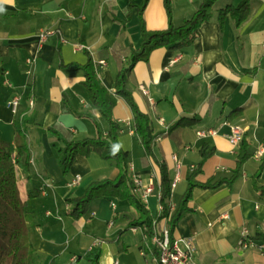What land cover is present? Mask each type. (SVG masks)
I'll list each match as a JSON object with an SVG mask.
<instances>
[{
  "label": "crops",
  "instance_id": "0c3cea01",
  "mask_svg": "<svg viewBox=\"0 0 264 264\" xmlns=\"http://www.w3.org/2000/svg\"><path fill=\"white\" fill-rule=\"evenodd\" d=\"M143 1L13 0L0 12V140L10 143L17 154L14 120L26 121L31 170L21 172L19 186L25 199L31 195L27 206L35 215L30 229L35 264L71 263L75 256L80 260L76 250L81 248H87L88 257L96 240L100 241L94 248L101 249V264L115 260L140 264L126 259L123 250L135 248L142 254L153 247L144 240L143 228L136 232L131 228L140 214L128 200L103 198L87 216L75 220L69 215L70 197L83 196L94 181L114 179L119 170L115 161L93 152L78 155L65 175L48 130L63 126L75 140L96 138L99 130L107 133L108 124L82 83L83 72L66 71L61 63L85 64L92 57L99 63L103 84L115 92L119 66L114 52L120 46L141 47L138 6ZM202 1L172 0L173 24L181 26ZM241 1L218 0L213 17L201 25L199 38L192 44L157 48L148 61L135 64L130 86L139 109L152 118L158 136L152 144L155 157L145 154L127 100L119 96L114 109L122 126L119 141L130 155L131 181L140 176L148 183L154 177L160 184L158 158L167 165L172 182L177 156L180 181L172 190L171 217L188 188V173L201 159V150L212 151V155L197 182L212 176L229 177L246 136L252 155L232 188L225 184L215 189L196 186L191 211L174 229L173 236L181 245L194 244L195 264H264L257 249L239 246L244 228L250 236L264 240V196L251 182L264 158V0H251L250 15L240 26L232 16H227L223 28L218 20L222 8ZM131 2L135 6L129 8ZM143 18L149 30L167 28L165 0H149ZM41 30L54 33L41 41ZM78 44L89 48L79 49ZM102 60L105 65L100 64ZM15 97L20 99L17 113L11 105ZM182 117L192 119V124L174 136L160 135ZM235 128L243 134L237 144L230 141ZM76 175L81 179L73 184ZM260 182L264 184V171ZM158 203L155 191L147 204L151 214H158Z\"/></svg>",
  "mask_w": 264,
  "mask_h": 264
},
{
  "label": "trees",
  "instance_id": "16d2710c",
  "mask_svg": "<svg viewBox=\"0 0 264 264\" xmlns=\"http://www.w3.org/2000/svg\"><path fill=\"white\" fill-rule=\"evenodd\" d=\"M149 0H144L138 6L141 19V32L143 42L140 48L117 47L114 52L119 66L115 92H111L102 82L99 75V63L89 57L85 64L61 63L66 71L80 70L84 74L83 85L86 87L91 102L98 109L100 116L107 122L108 130L105 134L101 130L96 138H85L75 140L73 133L60 125L48 127L51 133V141L56 146L59 165L65 175H68L73 163L78 155L89 156L97 153L102 159L113 160L118 167V175L114 179H104L90 183L83 196H72L68 199L71 204L69 215L75 220L87 216L91 213L95 202L103 199L128 200L136 208L140 217L131 222L132 227L146 229L149 242L153 241L155 234L154 222L157 221L159 228L162 219L171 213V176L165 162L156 158L161 171L160 203L163 212L159 215L151 214L147 204L143 202L140 195L134 192L129 173V151L125 150L120 141L119 134L122 129L121 124L114 117V109L118 102V97H124L130 104L133 111V121L136 133L140 136L145 148L146 156L155 157L153 142L158 137L155 132L152 118L148 113L139 109L132 95L130 86V76L135 64L140 60L148 61L153 50L160 47L170 49L182 48L192 44L200 35V27L213 17V8L218 0H203L200 7L192 16L186 18L181 26H175L172 22L173 6L172 0H165L169 25L165 29L149 30L144 23L143 13ZM134 2L129 4V8L134 7ZM251 0H242L238 5H228L222 8L218 14L221 28L224 26L227 16L234 17L236 25L240 26L250 15ZM115 19L116 16L113 14ZM15 138L14 145L18 150L17 154L12 151L11 144L0 140V264H35V247L30 239V229L35 225L34 212L28 208L29 195L25 199L19 186V176L21 172L28 174L31 170V151L27 138L26 121L23 119L14 120ZM192 124V119L180 118L172 127L160 135L174 136L175 132L181 133L182 129ZM201 159L188 173V188L184 193L178 208L172 214L168 227L171 236L179 221L191 211L189 203L193 189L196 186L215 189L221 185H228L232 188L236 180L241 176L244 163L251 157L249 142L243 136L239 153L236 158V167L231 170L229 177H210L206 182H197V177L203 170L205 161L212 155V151L201 150ZM264 171V158L253 175V188L264 196V184L260 182ZM153 246V245H152ZM153 254L158 255V248L154 245L151 249ZM101 249L90 250L88 259L93 264H101ZM73 264H80L77 259Z\"/></svg>",
  "mask_w": 264,
  "mask_h": 264
},
{
  "label": "built area",
  "instance_id": "2783aa9c",
  "mask_svg": "<svg viewBox=\"0 0 264 264\" xmlns=\"http://www.w3.org/2000/svg\"><path fill=\"white\" fill-rule=\"evenodd\" d=\"M54 33L51 30H41L39 32V38L41 41H44L47 39V37ZM79 49L87 48L85 44H78L77 45ZM89 48V47H88ZM100 64L105 65L106 61L102 60L100 61ZM7 84H9V81H6ZM20 99L18 97H15L11 101V105L13 108V111L17 113V109L19 106ZM243 134L239 130V128H235L233 134L230 136V141L233 144H237ZM263 151L259 152V155L262 154ZM174 159L177 161L176 163V175L174 179L171 182V189L173 190L177 183L180 181V170H181V164L177 158L176 155H174ZM81 179L80 175H76L75 179L73 180V184L77 183ZM132 185L133 190L137 194L140 195L141 199L145 204H148L149 197L152 193L155 191L157 192L158 199L160 200L161 197V190L159 185L156 184L154 177L149 180L148 183H145L143 178L140 176H136L132 178ZM113 206H115V203L112 202ZM174 210V207L171 206V213ZM163 212V206L162 204L158 203V214L160 215ZM171 213L164 217L161 222L166 221L168 222L171 219ZM155 225V234L153 235V242L155 243L156 247L158 248V255L153 254V261L156 264H195L194 262V253H195V247L193 243L186 242L184 245H181V242L176 239L175 237L171 236L170 229L168 225H162L160 223L159 228L157 227V221L154 222ZM135 232L138 230V227L132 228ZM143 236L144 240L148 244L149 238L146 233V229H143ZM100 243L99 240H96L94 245L91 247L93 249L95 246H97ZM239 246L243 250H247L250 248L257 249L264 257V240L262 239H256L255 237L250 236L249 231L244 228L241 231V236L239 238ZM145 251L142 250V254H144ZM77 257H73L72 260H75ZM113 264H121L118 260H115Z\"/></svg>",
  "mask_w": 264,
  "mask_h": 264
},
{
  "label": "rangeland",
  "instance_id": "374dc122",
  "mask_svg": "<svg viewBox=\"0 0 264 264\" xmlns=\"http://www.w3.org/2000/svg\"><path fill=\"white\" fill-rule=\"evenodd\" d=\"M150 205L152 207H155L152 200H150ZM151 243L153 246L155 245V243L153 241H151ZM127 249L128 248L126 247L125 250H123V252L126 253L125 257H126V259H129L130 262H134L135 260H138L140 264H156L152 260L153 254H152L151 250L144 249L145 253L141 254L139 249L131 248V249H129V251H127ZM76 251L78 252L79 255L82 256V258L80 259V264H93L88 259V257L86 256V253L88 252L87 248H85V249L81 248L79 251L78 250H76ZM76 260H77V258L75 260H72L71 263H68L67 260H65V261H63L62 264H73Z\"/></svg>",
  "mask_w": 264,
  "mask_h": 264
},
{
  "label": "clouds",
  "instance_id": "9594fccd",
  "mask_svg": "<svg viewBox=\"0 0 264 264\" xmlns=\"http://www.w3.org/2000/svg\"><path fill=\"white\" fill-rule=\"evenodd\" d=\"M12 2H13V0H0V12L4 11L3 5L5 3H12Z\"/></svg>",
  "mask_w": 264,
  "mask_h": 264
}]
</instances>
